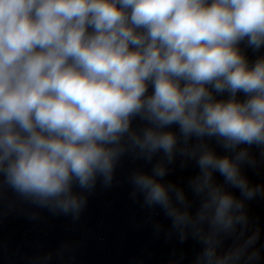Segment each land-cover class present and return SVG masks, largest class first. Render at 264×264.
I'll return each instance as SVG.
<instances>
[{
	"label": "clouds",
	"instance_id": "1",
	"mask_svg": "<svg viewBox=\"0 0 264 264\" xmlns=\"http://www.w3.org/2000/svg\"><path fill=\"white\" fill-rule=\"evenodd\" d=\"M245 39L264 46V0H0V172L23 196L78 216L86 201L73 183L91 190L100 175L110 185L126 151L195 160L194 216L184 190L161 182L165 163L132 183L181 240L188 229L204 243L200 264H236L243 249L218 256L217 247L247 224L244 203L213 176L244 200L264 193L241 174L255 159L237 151L264 146V59L249 67L238 48ZM207 86L230 98L216 100ZM238 92L248 98L237 101ZM136 116L151 126L133 131ZM174 124L179 137L164 130ZM205 137L234 156H218Z\"/></svg>",
	"mask_w": 264,
	"mask_h": 264
}]
</instances>
